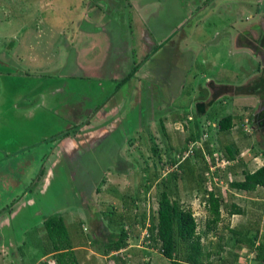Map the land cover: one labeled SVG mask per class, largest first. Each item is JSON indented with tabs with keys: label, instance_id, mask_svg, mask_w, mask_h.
<instances>
[{
	"label": "rangeland",
	"instance_id": "374dc122",
	"mask_svg": "<svg viewBox=\"0 0 264 264\" xmlns=\"http://www.w3.org/2000/svg\"><path fill=\"white\" fill-rule=\"evenodd\" d=\"M90 1L95 2L94 5L96 6L100 4L103 6L102 2H104L103 0H0V47L3 48L9 45L10 39L13 40L15 47L9 48V55H13L20 64L22 63L24 67L29 69L32 72L30 75L34 73L32 77L34 80H41V78L45 80L47 76L41 73L43 71L39 70L38 67L30 63V60L39 64L42 63L45 57L55 55V60L58 59L59 63L63 64L68 60V65L71 63L77 64L73 53L75 51L77 56H80V54L77 49H72L69 52V41L72 40L73 32L77 31L78 27H80L79 30L83 29L91 19H95V16L92 15L91 19L86 18L85 25H83V22L79 23L86 11L85 2ZM150 1L155 2L156 5L149 4L143 10V13H147L150 24L156 23L159 31H164L168 30L169 27L171 30L183 16H189V8L200 4L203 0ZM210 1L200 5L199 11L201 10V12L194 17L191 23L193 30L191 28L187 31L188 35L182 37L179 43L177 41L182 51L185 49L184 47L189 46V43L191 50L189 49L188 54L189 62L186 63L182 57V63L178 67V69L184 70V73L181 82L182 87L178 88L181 96H177L171 106L174 107L173 110L175 111L172 110L171 119L165 121V129L161 127L160 131L155 130L159 134H151L157 144L158 156L161 155L162 158L153 155L151 148L149 149L150 143L146 139L144 143L142 141L139 143L138 140L135 141L139 148L136 150L135 145H133L128 150L132 151L131 155L133 157L127 159L130 160V164L135 163L136 168L134 166L130 168L129 166L125 176L110 172L109 178L102 182L100 191L96 193L97 203H90L88 210L70 208L61 212L80 264L114 263L115 258L110 260L102 253V249L106 242L117 236L120 226H115L114 222L110 221L111 219L105 217V215L118 218L119 216L123 217V212H125V216L132 215V213L138 215L144 213L145 219H150L157 208L156 195L160 189L159 181L169 178L171 172L179 173L177 180L170 177L172 196L180 200L183 205L192 208L199 227L203 228L208 212L203 192L198 189L196 182V172L199 168L198 160L190 157L192 150L189 149V145L192 142L187 146L188 149L183 150L181 153L174 150L175 147L181 150L186 144L190 130H186L185 126L192 129L196 133V137H199V125L202 129L203 125L205 128L207 127L203 138H207L212 147L217 150L220 143L228 139L226 134L222 133L220 135L217 133V117L227 113L243 114L244 123H242L243 121L241 123L243 130L250 135V147L242 152V161L247 164L250 170L264 164V92L257 94L254 91H249L245 94H234L232 96L224 93L222 97L213 101L206 118L197 116L199 120L193 114L195 109L193 110L190 107L189 102L192 100H200L204 96L206 99V93L209 95L213 92L210 86H206L207 81L211 80L216 84L224 85V83H236L244 72L250 71L251 76L259 74V58H254L248 49L238 48L235 39L241 26L249 25L257 19L259 11L264 9V0H214L209 4ZM133 5H137L135 0H133L131 7ZM110 9L108 12L109 18L106 19H110L111 27L107 30L110 33V41H115L117 32H121L119 26L122 18L119 14L117 15L113 8ZM136 11L137 7H132L130 10V13L134 12L133 19H137V16L140 18L139 11L138 13ZM126 29L129 30V25L126 26ZM92 31H96L94 34L95 39H100L103 43V36H109V33L104 30L93 29ZM113 48L114 45L111 44L107 57H112ZM57 50H59V54ZM105 51V43H101L100 48L94 49L91 54L84 51L83 58L92 60L93 56L98 53L101 56ZM150 66H153V63ZM72 67L77 68L75 65H72ZM104 67L106 68L105 65ZM153 69L151 67V71ZM34 80L18 77L16 79L2 78L0 82V110L9 107L13 108L12 113H15L12 116L8 114L5 116L0 115V149H2L0 150V245L2 244V238L4 241L10 239V233L19 236L26 229L29 230V232L26 231V234L28 232L26 236L30 238L33 235L32 232L39 228L38 234H42L41 238L46 240L45 231H43L44 229L41 230L42 219L39 217L40 213L46 210L50 211L52 207L58 206V199L62 201L65 198L71 200V202L73 201L70 192L67 190L68 187L62 195L59 194V189L57 190L55 184L52 183L51 186L45 185L47 186L45 189H39L34 200L25 197L16 207L12 210L9 209L13 199L23 190L20 188L19 182L14 187L15 180L11 175H7L9 166L14 163L15 159H20L17 158L18 155H22L23 163H26L31 155L35 158L40 148L47 144L42 140V135L47 129L48 131L51 129L49 126L55 121L54 112L49 109V106L38 107L37 110L26 108L31 105L30 102L36 103L38 98L35 101L31 99L30 102L24 103L22 108H14L19 100L10 88L15 87L17 95H22L21 91L37 83ZM74 80L77 87H75L76 90L73 93L68 92V88L62 90L63 93H66V97L75 98V100L78 98L83 100L88 97V94L82 92L80 87V84L85 80L80 78ZM201 89L204 91V95H202ZM198 90L202 96H197ZM179 91L178 95L180 94ZM213 97H216V95ZM178 109L192 113L194 118L192 120L184 119L185 116L183 119L181 116L178 118L177 115L180 113ZM245 116L251 117L248 119ZM155 129L159 128L156 126ZM239 129L238 126L233 128V138L239 136ZM136 135H134V139H136ZM22 143H26L27 146ZM94 145L90 148L91 153L96 151ZM23 146H26V149L20 151V147ZM7 153L8 155H6ZM73 154L80 155L77 151ZM180 165H182L181 168ZM124 166L120 168L124 170ZM22 167L21 173L24 169L33 168L28 164H24ZM218 169H220L218 171L220 181L218 180L219 183L217 184L215 180L213 188H219L218 190L223 194L227 204L234 201L242 206L245 211L243 214L230 215L223 207L221 209L222 219L218 223L216 231L204 236L203 243L210 248L213 247V249H217L221 245L222 251L211 256V260L217 264L222 263L223 258L224 260H231L233 255H237L236 262H233V264H258L253 258L254 254L250 251L251 249L245 245L246 241L234 245V239L238 237L232 236L229 229H248V237L252 238L255 223L259 220L260 233L258 239L255 240V245L258 243L264 231V188L258 187L255 191L249 193L230 190L228 187L226 188L227 182L230 179L242 177L241 167L237 168L235 175L225 172L226 166L223 162H220ZM152 177L153 180H151ZM129 194L136 195L134 196L135 201H137L136 211L133 209L134 204L129 205L126 198ZM123 201L128 206H122L121 202ZM138 222L139 224L137 223L133 229L134 232L127 247L122 250L123 255H119L122 260H125L124 264H172L156 248L147 247V242L143 238L144 229L140 217H138ZM25 224L30 226L27 228ZM124 226L129 227V223L125 222ZM135 234H138V236L136 237ZM9 248L14 249L12 245ZM7 249L0 247V264H13L16 257L13 258L14 251L7 252ZM22 250L26 253L25 258L23 257L26 262L35 252V248L32 247H26ZM42 260L53 264L49 257L40 258L34 264H38Z\"/></svg>",
	"mask_w": 264,
	"mask_h": 264
},
{
	"label": "flooded vegetation",
	"instance_id": "af4514ba",
	"mask_svg": "<svg viewBox=\"0 0 264 264\" xmlns=\"http://www.w3.org/2000/svg\"><path fill=\"white\" fill-rule=\"evenodd\" d=\"M103 1V6L101 4L96 6L94 5L95 2L92 1L85 2L86 11L79 23L83 22L85 25L86 18L91 19L92 15L95 16V19H91L83 29L79 30L80 27H78L77 31L73 32L72 40L69 41V52L72 49H77L80 54L77 56L75 51V55L73 53L77 64L68 65V60L63 64L59 63L58 59L55 60V55L45 57L39 64L30 60V63L38 67L39 70L43 71L41 73L47 76L45 80L43 78L34 80L32 78L34 73L30 75L32 72L29 69L24 67L22 63L20 64L13 55H9L11 46L0 47V82L2 78L16 79L18 77H26L37 82L21 91L22 95H17L15 87L10 88L19 100L14 108H22L24 103L30 102L31 99L35 101L38 98L36 103L30 102L31 105L26 108L37 110L38 107L49 106L55 116V121L49 126L51 129L49 131L47 129L42 135V140L47 144L40 148L37 156L34 158L31 155L27 162L23 163L22 155H18L17 158L20 159H15L14 163L9 166L7 175H11L15 180L14 187L19 182L20 188L23 189L19 195L15 194L16 198L13 199L9 208L11 210L25 197L34 200L39 189H45L52 183L62 195L68 187L67 190L70 192L73 201L65 198L62 201L58 199V206L52 207L50 211L46 210L40 213L39 217L42 221L45 217L44 214L46 216L49 213L62 216L61 212L70 208L88 210L90 203H97L96 193L100 191L102 182L109 178L110 172L125 176L129 166L136 168L135 163L130 164V160L127 159L133 157L132 151H128L133 145H135L136 150L139 148L135 141L144 143L146 139L150 143L149 149L153 147L155 141L151 134H159L155 130L160 131L161 127L165 129V121H169L170 116L172 117L171 114L175 111L173 110L174 107L171 106L177 96H181L178 88L182 87L181 82L184 73V70H180L178 67L182 63V57L186 63L189 62L190 49V43L189 46L184 47L183 51L179 48L178 43L182 37L188 35L187 31L191 28L193 30L192 20L201 12V10L199 11L200 5L209 0H203L200 4L190 7L189 16L186 15L179 19L176 25L171 26V30L169 27L168 30L170 31H159L156 23L150 24L147 13H143L149 4L156 5L153 1L135 0L137 5L132 7H137L136 12L139 11L140 13V18L137 16V19H133L134 12L130 13L133 0ZM213 1L211 0L209 4ZM110 8H113L117 15L119 14L122 18L119 26L121 32H117L115 41H110V33L107 30L111 27L110 19H106L109 18ZM261 10L253 23L238 29L235 39L238 48L248 49L254 58H259V74L251 76L250 71L244 72L240 81L224 83V85L216 84L211 80L207 81L206 86H210L213 92L209 95L206 93V99L204 96L200 100L194 99L189 102L190 107L195 109L193 114L198 120L197 116L200 118L208 116L213 101L222 97L224 93L229 96L245 94L254 90L259 91V93L254 91L257 94L263 93L264 9ZM128 25L129 30L126 29ZM93 29L104 30L109 33V36H103L105 53L101 56L98 53L91 60L90 58H83V52H90L91 54L94 49L100 48L101 43L104 44L100 39H95L96 31H92ZM111 44L114 45L111 52L112 57H107ZM95 63L98 64L96 67L94 66ZM152 63L153 66H150ZM72 65L78 69L73 68ZM151 67L154 68L152 71ZM256 70L258 69L256 68ZM75 78L85 80L80 84V87L82 92L88 94V97L83 100L67 98L66 93L62 91L64 88H68V92L73 93L77 87ZM178 91L180 92L179 95ZM202 92L204 95V91ZM197 93V96H202L199 90ZM214 95L216 97H213ZM12 110L13 108L9 107L5 110L2 109L0 115L12 116L15 114L12 113ZM178 110L180 111L177 115L178 118L180 116L181 118L188 116V120L194 118L192 113ZM156 126L159 129H155ZM133 134H137L136 139H134ZM22 144L26 145V143ZM93 145L96 151L91 153L90 148ZM26 146L20 147V151L25 150ZM156 150L158 151L157 144ZM75 151L79 152L80 155H74ZM24 164L33 166V168L24 169L21 173ZM123 165H125L124 170L120 168ZM121 204L128 206L124 201ZM136 204L137 201H134L133 209L135 211ZM124 213L122 216L126 217ZM142 214L132 213L137 219L138 217L141 218ZM105 217L109 218L108 215ZM137 223L139 224V222ZM26 226L28 228L30 225ZM115 226L119 227L116 224ZM43 229L42 223L41 230ZM26 231L29 232L26 229L19 236L10 233V241H4L2 238L0 247L8 248L7 252L14 251V258L19 251L18 246H20L21 241L27 238L28 232L26 234ZM37 231H40L39 228L32 232L36 237L31 235V239H40L42 234H38ZM11 245L14 249L9 248Z\"/></svg>",
	"mask_w": 264,
	"mask_h": 264
},
{
	"label": "trees",
	"instance_id": "16d2710c",
	"mask_svg": "<svg viewBox=\"0 0 264 264\" xmlns=\"http://www.w3.org/2000/svg\"><path fill=\"white\" fill-rule=\"evenodd\" d=\"M8 43L9 46L15 47L13 40L10 39ZM57 53L59 54L60 52L57 50ZM254 91L259 93L258 90ZM245 117L249 119L251 116ZM243 119L244 115H238L237 113H227L217 117V133L220 135L222 133L226 134L228 138L226 141L220 143L219 149L217 150L212 147L211 142L207 138H203V134H206L207 127L205 128L203 125L202 129L199 125L200 133L199 137H196V133L186 127V124L184 125L186 130H190L186 144L183 149L179 150L175 147L174 150L181 153L183 150H187V146L192 142L189 145V149L192 150L190 157L198 160L199 168H197L196 172V182L198 189L203 192L205 206L208 212V216L204 220L203 228L199 227L192 208L183 205L180 200L172 196L170 177L177 180L179 178V173L177 172H171L169 178H164L159 181L160 189L156 195L157 208L152 213L150 219L146 220L144 213L140 218L144 229L143 238L147 242V247L156 248L172 264H217L211 260V256L212 254H216V252L219 253V251H222L221 245L217 249L210 248L203 243V237L210 232L216 231L218 223L222 219L221 209L223 207L230 215L243 214L245 211L242 206L234 201L227 204L223 194L219 192V188H213L215 180L217 184L219 183L218 171L220 169L218 168L221 160L226 162L225 172H229L230 175H235L237 168L241 167L242 177L228 180L226 188L228 187L230 190L245 193L253 192L258 187L264 188V164L250 170L247 164L242 161V151L250 147V135L243 130ZM241 121L243 122L241 123ZM236 126L240 128L239 136L233 138V128ZM151 149L154 156L160 159L162 158L161 155L158 156L155 143H153ZM181 167L182 165H180ZM151 180H153V177ZM134 196L136 195L129 194L126 196L131 206L135 201ZM108 217L111 219L110 221L120 227L117 236L103 245L102 253L109 257L110 260L115 258V264H124L125 260H122L119 255H123L122 250L127 247L138 219L133 215H127L126 217L119 216L118 218H113L108 215ZM125 222L129 223V227L124 226ZM42 223L46 240H43L41 237L39 240H33L27 236L26 239L21 241L20 246H18L19 251L13 260V264H28V262L34 264L38 259L48 257L53 264H80L74 250L75 247L71 244L70 233L63 217L59 214L49 213L44 217ZM229 230L232 236L238 237L234 239V245L242 244L246 241L245 245L253 252L254 260L258 264H264V231L261 234L260 240L255 245V240L258 239L260 233L259 220L255 223L252 238L248 237V229L230 228ZM26 247L35 248L34 254L27 262L24 259L26 253L22 250ZM236 259L237 255H233L229 261L223 258L220 264H233V262H236ZM118 261L121 262L119 263ZM49 263L46 260H42L38 264Z\"/></svg>",
	"mask_w": 264,
	"mask_h": 264
},
{
	"label": "crops",
	"instance_id": "0c3cea01",
	"mask_svg": "<svg viewBox=\"0 0 264 264\" xmlns=\"http://www.w3.org/2000/svg\"><path fill=\"white\" fill-rule=\"evenodd\" d=\"M97 65H98L97 63H95V64H94V66H95V67H96ZM243 76H244V74H243V75H241V76H240V77L237 79V81H240V80L242 79V77H243ZM246 149H249V147H248V148H246ZM243 151H244V150H243ZM243 151H242V152H243Z\"/></svg>",
	"mask_w": 264,
	"mask_h": 264
},
{
	"label": "built area",
	"instance_id": "2783aa9c",
	"mask_svg": "<svg viewBox=\"0 0 264 264\" xmlns=\"http://www.w3.org/2000/svg\"><path fill=\"white\" fill-rule=\"evenodd\" d=\"M220 162L226 163L224 160H221ZM220 164V163H219Z\"/></svg>",
	"mask_w": 264,
	"mask_h": 264
},
{
	"label": "clouds",
	"instance_id": "9594fccd",
	"mask_svg": "<svg viewBox=\"0 0 264 264\" xmlns=\"http://www.w3.org/2000/svg\"><path fill=\"white\" fill-rule=\"evenodd\" d=\"M186 117V116H185ZM188 117V116H187ZM186 119V118H185Z\"/></svg>",
	"mask_w": 264,
	"mask_h": 264
}]
</instances>
